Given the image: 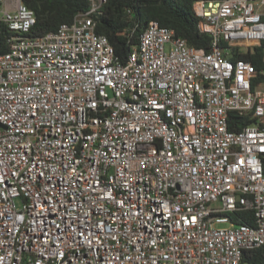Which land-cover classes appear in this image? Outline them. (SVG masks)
I'll use <instances>...</instances> for the list:
<instances>
[{"label":"built area","instance_id":"obj_1","mask_svg":"<svg viewBox=\"0 0 264 264\" xmlns=\"http://www.w3.org/2000/svg\"><path fill=\"white\" fill-rule=\"evenodd\" d=\"M105 2L30 37L0 0V264H241L264 246V68L231 58L264 47V0H197L207 51L150 22L123 61Z\"/></svg>","mask_w":264,"mask_h":264},{"label":"trees","instance_id":"obj_2","mask_svg":"<svg viewBox=\"0 0 264 264\" xmlns=\"http://www.w3.org/2000/svg\"><path fill=\"white\" fill-rule=\"evenodd\" d=\"M21 1L35 16L30 37L54 33L61 25L72 22L77 14L89 9V0ZM195 1L197 0H106L101 10L93 16L95 33L107 39L115 58L120 61L138 45V37L150 22H157L160 26L171 29L175 37L184 39L190 47L207 51L210 39L200 32V19L193 12ZM10 35L7 27L0 21V53L8 50L6 40ZM263 58L264 47H259L253 53H234L231 60H247L260 70L264 68ZM230 119H236L234 113H230ZM239 123L243 124L240 120ZM229 129L238 128L230 125ZM251 216V213L239 212L232 220L237 224H250ZM241 264H264V246L243 251Z\"/></svg>","mask_w":264,"mask_h":264},{"label":"water","instance_id":"obj_3","mask_svg":"<svg viewBox=\"0 0 264 264\" xmlns=\"http://www.w3.org/2000/svg\"><path fill=\"white\" fill-rule=\"evenodd\" d=\"M0 127H2V125L0 124Z\"/></svg>","mask_w":264,"mask_h":264}]
</instances>
